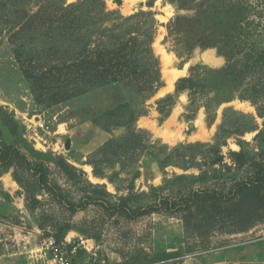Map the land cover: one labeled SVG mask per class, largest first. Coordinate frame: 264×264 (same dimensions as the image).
<instances>
[{
  "label": "trees",
  "instance_id": "obj_1",
  "mask_svg": "<svg viewBox=\"0 0 264 264\" xmlns=\"http://www.w3.org/2000/svg\"><path fill=\"white\" fill-rule=\"evenodd\" d=\"M152 5L153 0L147 6ZM175 21L167 26L169 37ZM156 31L152 11L124 16L109 10L105 0H0V47L6 45L10 53L6 60L0 57V89L27 91L41 111L58 105L87 106L88 120L107 133L123 128L121 136H112L89 155L87 164L95 177L106 178V168L126 158H133L135 164L139 156H143L144 169L153 164L161 169H198L197 175L174 173L169 186L157 189L161 195L145 208L133 209L128 202L115 207L129 218L163 210L180 213L185 252L190 253L194 251L190 240L208 242L215 233H246L264 223V107L252 102L263 123L251 144L242 136L257 130L255 118L230 107L224 109L210 143L168 148L144 139L136 122L147 114V100L163 86L160 59L153 49ZM225 45L224 68L209 72L202 65H193L188 76L175 83V95L187 92L190 105L199 93L211 92L212 104L203 105L210 123L214 119L209 113L211 106L215 111L234 99L219 88L230 87L237 80L257 78L260 89L253 90L256 99L264 100V49L258 51L251 45L240 57L239 44L226 41ZM172 100L173 96L167 95L157 102L164 117ZM229 139H234L239 150L229 149L224 155L222 149ZM51 165L61 169L67 181L92 186L81 170L62 157L36 151L30 145L0 142V174L11 171L31 211L37 209L41 203L38 196L43 194L71 214L85 209L93 197L87 195L80 204L67 201L51 176ZM139 176L136 169L134 179ZM53 226V237L60 243L71 224Z\"/></svg>",
  "mask_w": 264,
  "mask_h": 264
},
{
  "label": "rangeland",
  "instance_id": "obj_2",
  "mask_svg": "<svg viewBox=\"0 0 264 264\" xmlns=\"http://www.w3.org/2000/svg\"><path fill=\"white\" fill-rule=\"evenodd\" d=\"M120 1L121 5L115 0H105V3L109 10H118L124 16L139 10L154 13L157 31L153 49L160 59L163 86L167 75L172 79L173 72L184 70L174 80V87L162 95H159L162 90L159 88L147 100V114L135 125L144 131V139L168 148L195 142L210 143L224 109L230 107L255 118L257 130L242 136L244 141L253 143L263 119L257 116L252 102L264 107V100L256 99L253 90L260 89L257 78L248 77L243 82L237 80L230 87L219 88L234 99L222 103L215 111L211 106L209 113L214 116L211 123L203 106L208 101L212 104L211 92L199 93L194 104L190 105L187 92L175 95V83L179 78L187 77L193 65H202L209 72L224 68L227 65L226 41L240 45V57L251 45L258 51L264 49V0H153L150 8L147 5L151 0ZM172 21L175 23L169 37L167 26ZM9 54L7 46L2 45L0 57L6 60ZM164 55L170 59L168 68L175 70L167 69ZM167 95H172L173 100L168 115L164 117L158 111L157 102ZM101 98L98 97L97 101ZM87 116V106L58 105L41 111L27 91L0 89V142L30 145L36 151L62 157L81 170L92 185L67 181L61 169L51 165V176L62 187L67 201L80 204L87 195L93 197L85 209L71 214L63 205L43 194L38 196L41 203L37 209L31 211L11 171L0 174V264H48L40 252V242L42 238L55 234L53 225L59 222L71 224L61 242L65 243L73 264H181L182 251L179 254H175L178 250L172 251L183 242L180 213L169 214L163 210L129 218L118 208L124 202L133 209L145 208L161 195L157 189L169 186L174 173L197 175L198 169L183 170L172 166L161 169L158 164L144 169L141 164L143 156H139L135 164L133 158H126L106 168V178L95 177L92 166L87 164L89 155L112 136H121L124 129H112L107 133ZM38 119L46 121L47 132L35 128L33 123ZM68 140L70 147L67 150L65 143ZM229 149L239 150L234 139L227 141L222 153L226 155ZM136 169H139L140 176L134 179ZM254 229L238 239H225L228 234L215 233L208 242L190 240L189 247H194L193 255L197 253L194 256L204 254L213 246L228 247L224 250L233 249L236 244L245 247L264 238V223ZM211 238L215 239L213 246Z\"/></svg>",
  "mask_w": 264,
  "mask_h": 264
},
{
  "label": "crops",
  "instance_id": "obj_3",
  "mask_svg": "<svg viewBox=\"0 0 264 264\" xmlns=\"http://www.w3.org/2000/svg\"><path fill=\"white\" fill-rule=\"evenodd\" d=\"M253 230H255L253 228ZM252 230H250L251 232ZM249 232V233H250ZM248 233L229 235L225 239L241 238ZM215 238V237H214ZM214 238H211V245L213 246ZM211 246V247H212ZM228 249L226 247H212L209 251L199 256H194L193 253L185 252V244L182 242L180 247L173 249L172 251L181 250L183 255V260L180 261L181 264H219L223 262H229L232 264H264V238L256 243L247 245L236 246L233 249ZM184 250V251H183Z\"/></svg>",
  "mask_w": 264,
  "mask_h": 264
},
{
  "label": "built area",
  "instance_id": "obj_4",
  "mask_svg": "<svg viewBox=\"0 0 264 264\" xmlns=\"http://www.w3.org/2000/svg\"><path fill=\"white\" fill-rule=\"evenodd\" d=\"M26 120L30 122V120L28 119ZM33 124L36 129L40 128L42 131L45 132L49 130V126L47 125L45 120L43 121L38 119V121L34 122ZM244 244H246V242H244ZM238 245H242V244H236L233 246H238ZM39 249L43 257H45V259L47 260L48 264H72V259L65 247V243L63 242L58 243L53 236H47L45 238H42ZM219 264H232V263L223 262Z\"/></svg>",
  "mask_w": 264,
  "mask_h": 264
},
{
  "label": "bare ground",
  "instance_id": "obj_5",
  "mask_svg": "<svg viewBox=\"0 0 264 264\" xmlns=\"http://www.w3.org/2000/svg\"><path fill=\"white\" fill-rule=\"evenodd\" d=\"M163 57H164V62H166V63L169 64V63H170V59H169V58H166L165 55H164ZM182 73H184V70L173 72L172 79H167V80H168V82H167V84H168L167 88L162 89V90L159 92V95H162V94H164L165 92H167L168 90H170V89L172 88V86H173V82H174V80H175L178 76H180ZM166 74H167V73H166ZM88 173H89V172H88Z\"/></svg>",
  "mask_w": 264,
  "mask_h": 264
},
{
  "label": "water",
  "instance_id": "obj_6",
  "mask_svg": "<svg viewBox=\"0 0 264 264\" xmlns=\"http://www.w3.org/2000/svg\"><path fill=\"white\" fill-rule=\"evenodd\" d=\"M115 3H116L117 5H121V1H120V0H115ZM165 66L167 67L168 70H175V69H169V68H168V66H170L169 64H166ZM166 78H167V79H170V76L167 75ZM167 79H166V80L164 79V86H162L160 89H164V88L167 87V82H168ZM173 87H174V86H173ZM69 147H70V143H69V140H68V141H66V143H65V149L68 150Z\"/></svg>",
  "mask_w": 264,
  "mask_h": 264
}]
</instances>
